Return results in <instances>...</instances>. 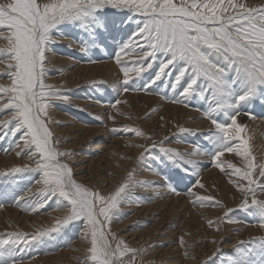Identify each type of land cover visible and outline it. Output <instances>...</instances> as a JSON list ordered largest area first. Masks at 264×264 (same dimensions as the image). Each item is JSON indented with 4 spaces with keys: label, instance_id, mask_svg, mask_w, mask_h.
<instances>
[{
    "label": "rangeland",
    "instance_id": "374dc122",
    "mask_svg": "<svg viewBox=\"0 0 264 264\" xmlns=\"http://www.w3.org/2000/svg\"><path fill=\"white\" fill-rule=\"evenodd\" d=\"M7 2L9 0H0V3ZM246 2L256 5L261 0ZM143 21L144 18L133 11L107 7L96 13L95 22L87 29L79 21H64L51 30L56 42L46 52L44 82L70 97V102L54 101L46 119L54 135V147L71 153L69 158L60 157L61 162L70 164L77 182L102 195L112 194L131 177V193L120 203L106 230H110L117 240L141 250L135 256V264H239L243 257L236 253L234 246L240 241L244 242L242 247L246 249L251 264H264V228L259 227V221L264 217L255 206L238 208L242 194L230 182V177L213 163L220 145L202 115L211 102L210 96L201 95L207 91L208 81L201 79L196 90L186 98L182 95L184 81L175 90L169 79L157 81L144 90L166 59L165 54L158 53L152 69L140 78L133 74V81L123 85L141 90L123 92L116 85L117 81L122 82L123 76L114 56ZM8 34L6 30L0 31V49L8 46V41L3 39ZM81 46L87 51L81 52ZM124 59L130 63L135 57ZM9 63L13 61L6 53L0 52V85L12 84V79L6 75L10 71ZM104 66L110 70L108 73L99 70ZM229 79H235V74L230 73ZM235 91L239 95L242 89L237 85ZM0 98H3L2 94ZM117 100L122 103L116 104ZM166 105L178 108H166ZM240 111L239 120L249 126L246 136H254L250 139V146L260 161L264 159V86L254 98L240 106ZM245 112L255 118L244 115ZM228 116L229 113L222 112L217 119L227 124ZM4 119H11V110H0V120ZM113 128H135L144 135L127 131L113 133ZM254 128L258 132L256 135ZM259 128L262 129L257 130ZM161 142L166 147L192 155L187 159L170 158L159 147ZM17 144H20L19 148ZM23 144L21 134L14 136L11 133L0 142V240L8 238L7 233L34 235L55 226L58 219L67 214L63 206L68 202L58 206L57 197H52L45 208L36 211L29 210L23 202H14L29 189L31 193L26 199L34 203L47 199L38 194L40 186L36 182L42 178L40 171H12L26 164L35 167L34 161L38 157L26 154L33 149L24 148ZM154 144L157 146L153 147ZM195 147L200 149L198 156L192 153ZM18 151L21 152L19 156ZM221 159L242 166L241 158L234 153H225ZM163 177L181 195L172 194L165 187ZM231 179L237 178L232 176ZM198 180L204 184L203 189L193 187ZM192 187L200 195H210L226 207L193 203L194 198L186 193ZM227 208L235 209L229 215L239 223H229L225 219ZM84 227L85 221L80 219L26 248L0 245V264H11L13 260L21 261V264H85L90 237L84 238ZM116 242L113 240L114 246Z\"/></svg>",
    "mask_w": 264,
    "mask_h": 264
},
{
    "label": "snow or ice",
    "instance_id": "6c2138e0",
    "mask_svg": "<svg viewBox=\"0 0 264 264\" xmlns=\"http://www.w3.org/2000/svg\"><path fill=\"white\" fill-rule=\"evenodd\" d=\"M107 7L127 9L144 18L142 25L114 56L123 76L122 82H116L117 87L123 92L141 90L123 85L133 81V74L140 78L152 69L158 53L165 54L166 59L144 90L162 79L171 80L175 90L184 81L182 95L186 98L196 90L201 79H206L208 89L201 95L210 96L211 102L202 115L220 145L213 163L230 177V182L242 194L238 208L255 206L264 217V159L258 161L253 155L251 137L246 136L247 125L239 120L240 106L254 98L264 86V0L256 5L246 0H9L0 3V31L9 33L3 37L8 46L0 52L6 53L13 61L7 65L10 71L6 73L12 84L0 85L3 97L0 98V110H11V119L0 120V142L10 133L14 136L21 134L23 147L33 149L26 154L38 158L34 161V168L26 164L12 171H40L42 178L36 182L40 186L38 194L47 197L34 203L26 199L31 193L29 189L14 202L25 203L31 211L45 208L52 197L58 198V206L64 201L68 205L63 206L66 216L58 219L55 226L31 236L7 233L8 238L0 240V245L26 248L69 222L83 219L84 238L90 237L85 264L89 261L91 264H135V256L141 251L117 240L110 230H106L120 203L131 193V177L127 178L128 183L110 195L99 194L77 182L70 164L60 159L69 158L71 153L54 147V135L46 123L54 101L70 102V97L59 88L44 82L46 52L56 42L51 30L64 21H79L87 29L95 22L96 13ZM79 50L86 52L87 48L81 46ZM125 57L135 59L128 63ZM230 73L235 74V79H229ZM237 85L242 89L239 95L235 91ZM120 103L122 101L117 100L116 104ZM222 112L229 113V123L217 119ZM244 115L251 117V113L245 112ZM121 131L144 135L135 128L112 129L113 133ZM16 147L19 148L20 144ZM159 147L173 159H187L192 155L166 147L163 142ZM192 153L198 156L200 149L195 147ZM225 153L239 156L242 166L222 160ZM16 154L19 156L21 152ZM232 176L237 179H231ZM163 179L172 194L181 195L165 177ZM195 186L205 187L199 180ZM193 187L186 192L194 198L193 203L226 207L210 195H200ZM234 210L227 208L225 219L229 223L240 222L230 218L229 214ZM259 227L264 228V218L260 219ZM113 240L117 241L115 246ZM243 244L240 241L234 246L236 253L243 257L239 264H251ZM11 264H21V261L13 260Z\"/></svg>",
    "mask_w": 264,
    "mask_h": 264
},
{
    "label": "bare ground",
    "instance_id": "6f19581e",
    "mask_svg": "<svg viewBox=\"0 0 264 264\" xmlns=\"http://www.w3.org/2000/svg\"><path fill=\"white\" fill-rule=\"evenodd\" d=\"M66 43V42H65ZM3 64V63H2ZM73 65V64H72ZM96 67H99V65H97ZM108 67V66H107ZM109 69V68H108ZM100 71H102V72H109L110 70H107L106 69V67L104 66V67H102V68H100L99 69ZM106 70V71H105ZM79 71V70H78ZM99 71V72H100ZM95 73V72H94ZM99 74V73H98ZM97 74V75H98ZM79 76H81V75H79ZM65 79V78H64ZM94 79V78H93ZM101 79V78H100ZM75 82H76V80H75ZM90 88V87H89ZM81 97V96H80ZM262 106V105H261ZM175 108V110H176V108H178V106L177 107H174V106H169V105H166V108ZM164 108H165V106H164ZM262 108V107H261ZM260 107H258V109H261ZM113 110V109H112ZM101 111V110H100ZM262 111V110H261ZM163 112H165V111H163ZM170 112V111H169ZM174 113V112H173ZM173 113H171V114H173ZM178 113V112H177ZM189 113V112H188ZM163 114V113H162ZM168 114V113H167ZM167 114H166V116H167ZM183 113H181V115H182ZM189 114H192L191 112L189 113ZM194 114V113H193ZM175 115H176V111H175ZM168 116H170V115H168ZM167 116V117H168ZM177 116V115H176ZM191 116V115H190ZM115 117H116V114H115ZM245 117V116H244ZM182 118V117H181ZM180 118V119H181ZM47 119V118H46ZM157 119V118H156ZM182 120V119H181ZM194 120V119H193ZM195 122V121H194ZM197 122V121H196ZM254 122H255V120H254ZM257 122H259V121H257ZM262 122V121H261ZM261 122H259L260 124H261ZM163 123V122H162ZM201 123V122H200ZM191 124V123H190ZM192 124H195V123H193L192 122ZM199 124V123H198ZM251 124V123H250ZM253 124V123H252ZM251 124V125H252ZM196 125V124H195ZM255 125L257 126V124L255 123ZM170 126V125H169ZM248 126V125H247ZM256 126H254V127H256ZM52 127V126H51ZM253 127V126H252ZM53 128V127H52ZM70 128H72V127H70ZM155 128V127H154ZM248 128H249V126H248ZM251 128V127H250ZM257 128H258V126H257ZM262 128H264L263 127V125H262ZM262 128H259V129H257V130H261ZM64 130V129H63ZM69 130V129H68ZM88 130V129H87ZM89 130H90V128H89ZM208 130V129H207ZM206 130V131H207ZM62 132H65V131H62ZM67 132V131H66ZM73 132H75V131H73ZM92 132V131H91ZM255 132H256V130H255V128H254V131H253V133L255 134ZM86 133H88L87 131H86ZM252 133V132H251ZM256 133H258V132H256ZM260 133H261V131H260ZM78 134V133H77ZM90 134H92V133H90ZM250 134V133H249ZM79 135V134H78ZM98 135V134H97ZM96 135V136H97ZM208 135V134H207ZM252 135V134H251ZM251 135H249V136H251ZM256 135V134H255ZM262 135H263V132H262ZM264 136V135H263ZM70 137V136H69ZM74 137V136H73ZM77 137V136H76ZM252 137H254L253 135H252ZM252 137H251V139H252ZM144 138V137H143ZM160 138V137H159ZM256 138V137H255ZM257 138H259V137H257ZM72 139V138H71ZM260 139V138H259ZM262 139V138H261ZM85 140V139H84ZM256 140V139H255ZM263 140H264V138H263ZM89 141V139L87 140V142ZM115 141V140H114ZM253 141V140H252ZM259 141H261V140H259ZM262 142V141H261ZM254 144V143H253ZM176 145V144H175ZM186 145V144H185ZM261 145V144H260ZM262 145H263V143H262ZM62 146V145H61ZM257 146H258V143H257ZM264 146V145H263ZM251 147V146H250ZM258 147H260V146H258ZM258 147H257V149H258ZM203 148V147H202ZM256 149V148H255ZM256 149V150H257ZM23 150V149H22ZM263 150V149H262ZM258 151H259V149H258ZM262 152V151H261ZM126 153V152H125ZM258 153H260V152H258ZM141 154V153H140ZM261 155V154H260ZM262 155H263V153H262ZM13 156V155H12ZM86 156V155H85ZM229 157V156H228ZM22 158V157H21ZM7 159H9V158H7ZM25 159V158H24ZM211 159V158H210ZM31 161V160H30ZM93 161V160H92ZM188 161V160H187ZM8 162V161H7ZM13 162V161H12ZM212 162V161H211ZM22 163V162H21ZM75 163V162H74ZM91 163V162H90ZM197 166V165H196ZM190 167V166H189ZM196 169V168H195ZM215 172H213V174H214ZM85 174V173H84ZM211 175V174H210ZM207 176V175H206ZM208 176H209V174H208ZM207 176V177H208ZM83 177V176H82ZM213 178V177H212ZM222 179V178H221ZM214 180V179H213ZM223 180V179H222ZM222 182V181H221ZM91 184V183H90ZM147 187V186H146ZM216 192V191H215ZM142 196V195H141ZM224 201V200H223ZM241 201V200H240ZM152 207V206H151ZM150 207V208H151ZM147 209H149V208H147ZM147 209H146V211H147ZM197 209V208H196ZM17 210H19V209H17ZM163 210V209H162ZM63 211V210H62ZM158 211V210H157ZM156 211V212H157ZM202 211V210H201ZM213 211V210H212ZM57 213V212H56ZM192 213V212H191ZM15 214V213H14ZM15 216V215H14ZM191 216V215H190ZM218 216V215H217ZM17 217V216H16ZM195 217H196V215H195ZM236 217V216H235ZM15 218V217H14ZM192 218H193V216H192ZM210 218H211V216H210ZM16 219V218H15ZM47 219H48V217H47ZM191 219V218H190ZM190 219H189V221H190ZM197 219V218H196ZM203 219V218H202ZM19 220H21V219H19ZM55 220V219H54ZM195 220V219H194ZM194 220H192V221H194ZM3 221V220H2ZM15 221V220H14ZM197 221V220H196ZM195 221V222H196ZM23 222V221H22ZM49 222V221H48ZM191 222V221H190ZM5 224V223H4ZM50 224V223H49ZM228 224V223H227ZM243 224V223H242ZM126 225V224H125ZM4 227V226H3ZM45 227V226H44ZM187 227H189V226H187ZM123 229V228H122ZM126 229V228H125ZM32 231H33V229H32ZM83 231V230H82ZM235 234V233H234ZM130 236V235H129ZM128 236V237H129ZM134 236V235H133ZM190 237V236H189ZM235 237V236H234ZM141 238V237H140ZM134 239V238H133ZM131 240H132V238H131ZM184 240V239H183ZM140 241V240H139ZM192 241V240H191ZM136 244H137V241H136ZM143 247V246H142ZM85 248H86V246H85ZM84 248V249H85ZM146 252V251H145ZM73 253V252H72ZM82 253V252H81ZM165 253V252H164ZM61 254V253H60ZM63 254V253H62ZM165 254H167V253H165ZM63 256V255H62ZM69 256V255H68ZM64 257V256H63ZM76 257H77V255H76ZM55 258V257H54ZM54 258H52V259H54ZM61 258V257H60ZM60 258H58V259H60ZM68 258V257H67ZM32 262H33V260H31ZM78 261V260H77ZM23 262V261H22ZM45 262V261H44ZM64 261H62V263H63ZM159 262V261H158ZM38 263V262H37ZM69 263V262H68ZM67 263V264H68ZM75 263H76V261H75ZM77 264H78V262H77Z\"/></svg>",
    "mask_w": 264,
    "mask_h": 264
}]
</instances>
